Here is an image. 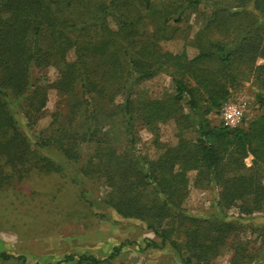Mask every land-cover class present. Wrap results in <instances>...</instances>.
<instances>
[{
	"label": "rangeland",
	"instance_id": "1",
	"mask_svg": "<svg viewBox=\"0 0 264 264\" xmlns=\"http://www.w3.org/2000/svg\"><path fill=\"white\" fill-rule=\"evenodd\" d=\"M187 1L149 0L148 7L138 5L142 12L148 11L139 23L143 31L150 33L154 54L161 51L191 58L211 42L235 50L238 34L254 25L264 45V11L249 0H241L246 5L240 0H201L205 5L198 7L188 5ZM60 6L63 23H77L69 32L75 39L79 27L74 18L76 8H66L65 3ZM219 7L223 10L212 15ZM94 50L91 46L84 49L87 53ZM233 56L231 65L223 69L207 63V71L229 92L208 118L212 124H222V106L232 103L241 112L240 126L247 128L264 114V104L259 101V94L264 95V72L258 69L264 59L256 57L252 63L247 62V53L237 49ZM74 58L72 47L65 60ZM59 65L29 70L32 85L46 89V100L39 112L17 117L18 128L30 147L26 162L15 167L22 169L24 176L10 177L13 169L6 156H0V252L22 256L26 264H92L78 262L80 255L100 260L95 264H183L170 246H146L148 239L159 240L148 218L125 216L113 207L123 190L122 167L149 169L150 163L168 148L190 147L198 137L187 98L174 103V69L154 64L153 74L142 77L128 71L122 56L114 81L103 85L104 94L95 98L96 120L92 121L79 83L70 93L48 86L57 77ZM93 76L96 77L95 73ZM185 80L189 85L194 83L190 78ZM127 96L137 112L128 121L133 147L121 113ZM155 103L170 112L146 123L143 116ZM89 124L98 127V132L83 135ZM10 135V131L1 133L4 140ZM70 142H76V146ZM65 150H71L72 156H67ZM252 159L248 154L243 162L251 165ZM186 175L184 214L169 217L164 223L167 228L173 226L171 238L178 242L182 253L191 256L194 264H264V203L249 214L241 213L236 206H220V187L214 178L195 168L188 169ZM260 183L264 188V175ZM150 190L148 187L143 202L152 198ZM195 228L198 244L189 249L187 241L192 233L187 230ZM121 243L119 253L109 258ZM67 255H73L75 260L64 262ZM0 264L22 263L10 258L0 259Z\"/></svg>",
	"mask_w": 264,
	"mask_h": 264
},
{
	"label": "trees",
	"instance_id": "2",
	"mask_svg": "<svg viewBox=\"0 0 264 264\" xmlns=\"http://www.w3.org/2000/svg\"><path fill=\"white\" fill-rule=\"evenodd\" d=\"M249 1L264 11V0ZM239 2L247 4L245 1ZM62 3H65L66 8L67 5L76 8L77 16L74 18L78 19L79 27L76 28L75 39L70 37L69 32L77 23H63ZM187 4L197 7L205 5L201 0H188ZM138 5L148 7L149 0H0V156L5 155L13 169L10 177L24 176V171L15 167L17 163L26 162L30 147L18 128L17 117L18 114L31 116L39 112L46 100V89L32 85L29 74L31 67L60 64L57 77L48 86L59 92L70 93L79 83L92 121L96 120L93 106L95 98H101L104 94L106 88L103 85L108 86L114 81L121 67L122 56L128 71L142 77L153 74L154 64L164 69H174L177 76L174 78V103L187 98L188 107L196 119L198 137L190 147L184 145L183 149L181 145L168 148L150 163L149 169L122 167L124 169L120 177L125 179L123 190L113 207L122 215L148 218L151 221L149 226L159 240L148 239L146 246L157 249L170 246L183 264H194L191 256H185L178 242L171 238L173 226H164L167 218H179L184 214L182 201L187 192L184 189L188 184V169L204 170L218 182L220 206H236L241 213L249 214L264 203V188L260 183L264 175V114L251 121L247 128L212 124L208 118L210 111L219 108L220 101L226 99L229 92L220 87L212 73L207 71V63L222 69L229 67L236 49L247 53L246 61L252 63L256 57L264 59V45L254 25L238 34L235 50H231L232 46L211 42L191 58L185 54L161 51L160 54H154L150 33L143 31L139 23L143 13L148 11L144 9L142 12ZM222 10L220 7L214 9L212 15ZM42 42H45L44 46ZM90 46L95 47V50L85 52L84 49ZM72 47L75 48L74 60H65ZM258 69L264 72V64L259 65ZM186 77L194 83L189 85ZM201 101L206 104L201 105ZM259 101L264 104L263 94H259ZM132 104L133 100L125 97L121 113L123 127L133 147L128 121L134 119L137 112ZM168 112L169 109L155 103L143 118L150 124V120L167 116ZM8 131L10 138L4 140L1 133ZM90 132L96 134L98 127L89 124L83 135ZM70 143L76 146V142ZM65 152L67 156H72L71 150ZM248 154L253 156L251 165L243 162ZM148 187L152 189V198L143 202L142 197ZM162 194L166 197H161ZM193 230L195 236L194 231L187 230L192 233L187 241L189 249H194L198 244V230ZM122 246L121 243L114 247L109 258H114ZM10 258L26 264L22 256L0 252V259ZM74 260L73 255H67L63 261ZM77 261L92 264L100 262L91 255H80Z\"/></svg>",
	"mask_w": 264,
	"mask_h": 264
},
{
	"label": "built area",
	"instance_id": "3",
	"mask_svg": "<svg viewBox=\"0 0 264 264\" xmlns=\"http://www.w3.org/2000/svg\"><path fill=\"white\" fill-rule=\"evenodd\" d=\"M221 119L224 126L229 128L238 127L241 122V112L234 104L225 103L222 106Z\"/></svg>",
	"mask_w": 264,
	"mask_h": 264
}]
</instances>
